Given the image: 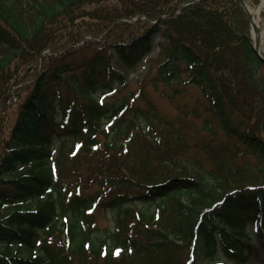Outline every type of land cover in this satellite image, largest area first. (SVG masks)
I'll return each mask as SVG.
<instances>
[{
    "label": "trees",
    "instance_id": "obj_1",
    "mask_svg": "<svg viewBox=\"0 0 264 264\" xmlns=\"http://www.w3.org/2000/svg\"><path fill=\"white\" fill-rule=\"evenodd\" d=\"M156 36L150 87L174 118L143 87L120 93ZM83 48L100 50L72 66ZM24 81L0 129V264H247L264 63L239 0H0V116Z\"/></svg>",
    "mask_w": 264,
    "mask_h": 264
},
{
    "label": "rangeland",
    "instance_id": "obj_2",
    "mask_svg": "<svg viewBox=\"0 0 264 264\" xmlns=\"http://www.w3.org/2000/svg\"><path fill=\"white\" fill-rule=\"evenodd\" d=\"M261 0H257L256 2L254 0H246V9L247 12L251 15L255 11V8L258 7L257 4H259ZM252 20L256 19L258 22L259 31L264 28V8H262L257 15H251ZM137 32H133L130 35L119 37L115 40H109L108 45L114 43V42H129L131 40V37L134 36ZM255 34V33H254ZM253 34V35H254ZM258 35V34H257ZM255 34V37L253 36V42L256 43L257 36ZM130 39V40H129ZM159 36L154 37L153 39V50L152 52L147 55L143 61L132 71H129V75L127 77V88L125 91H120V93L124 94L128 91H136L138 88L143 87L145 94H147L148 98L151 100V102L157 106L158 110L161 111L166 116L174 118L177 116V113L174 111L173 107L170 105L168 101H165L162 99L159 94L153 92V89L150 87V81L155 76V67L158 63V60L160 59V50L157 47V43L161 42ZM100 50V49H98ZM98 50H95L93 48H83V50H80L73 55L69 56V63H71L72 66L77 67L78 65L82 64L85 60H89L96 54ZM258 52L264 57V38L258 41ZM47 56L45 53L41 56L44 57ZM66 60V59H65ZM67 61V60H66ZM20 62H23L22 60L15 61V66L20 65ZM14 66L12 67V69ZM29 74V73H27ZM27 81H24L20 86L16 85L13 90L14 93H20V96L17 98L16 96H13L11 100L10 109L5 111L3 115L0 116L1 121H4L2 125L0 124V129L4 132L2 134L3 137H6L9 134L10 129L12 128L13 124L17 120L18 113H19V107L20 102L25 98L27 93L30 91V85H27ZM24 86V87H23ZM197 95L198 93H195ZM193 95L190 92L186 93V98ZM194 95V96H195ZM177 98L180 99L181 102H186V98H180V96H177ZM186 99V100H185ZM1 111V110H0ZM181 117V116H180ZM55 143V141H54ZM197 204L201 205L202 202L195 203L194 208L197 207ZM188 217L192 218V215H188ZM97 226L99 228V231L103 233L105 229H112L113 222L111 213L107 212L106 214L102 215L100 214L97 218ZM247 232H249V235L253 241L254 249L251 251L249 260L247 264H264V226L262 228V231L259 233V235L255 232V229L252 226H249L247 228ZM199 264H208L207 261L200 259Z\"/></svg>",
    "mask_w": 264,
    "mask_h": 264
},
{
    "label": "bare ground",
    "instance_id": "obj_3",
    "mask_svg": "<svg viewBox=\"0 0 264 264\" xmlns=\"http://www.w3.org/2000/svg\"><path fill=\"white\" fill-rule=\"evenodd\" d=\"M264 8V2H261V5L255 8V11L253 13H251V15H257L259 13V11ZM258 34L257 36V41L261 40L264 38V28L262 30L259 31V27H258V22L256 19H253V34ZM255 34L253 35L255 37ZM249 260V259H248ZM248 263V262H247Z\"/></svg>",
    "mask_w": 264,
    "mask_h": 264
},
{
    "label": "water",
    "instance_id": "obj_4",
    "mask_svg": "<svg viewBox=\"0 0 264 264\" xmlns=\"http://www.w3.org/2000/svg\"><path fill=\"white\" fill-rule=\"evenodd\" d=\"M264 1V0H263ZM255 49V52L257 53V55H258V58L262 61V63H264V58H262L259 54H258V52H257V50H256V48H254Z\"/></svg>",
    "mask_w": 264,
    "mask_h": 264
}]
</instances>
